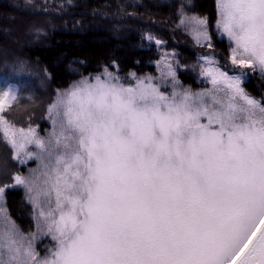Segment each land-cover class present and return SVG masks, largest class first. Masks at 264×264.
<instances>
[{"label":"snow or ice","instance_id":"snow-or-ice-1","mask_svg":"<svg viewBox=\"0 0 264 264\" xmlns=\"http://www.w3.org/2000/svg\"><path fill=\"white\" fill-rule=\"evenodd\" d=\"M217 12L232 63L264 73V0H217ZM188 22L211 47L207 19ZM212 79L224 87L169 96L105 72L58 92L48 142L31 128L10 140L15 158L35 144L48 162L0 187L27 189L56 246L38 258L0 209V264H264V103L240 76ZM15 100L8 89L0 111Z\"/></svg>","mask_w":264,"mask_h":264},{"label":"trees","instance_id":"trees-1","mask_svg":"<svg viewBox=\"0 0 264 264\" xmlns=\"http://www.w3.org/2000/svg\"><path fill=\"white\" fill-rule=\"evenodd\" d=\"M187 15L206 17L211 47L196 44L183 30L180 21ZM217 19V0H0V75L23 82L22 91L34 95L21 97L4 115L24 127L38 125L44 133L57 89L106 66L115 65L121 75L155 74L161 48L174 53L184 85L202 86L198 57L211 54L228 72L245 73V90L264 103V77L232 63L231 44L218 36ZM18 70L21 76H15ZM25 170L0 128V187L12 185V177ZM5 198L18 228L33 232L34 209L23 188H6ZM53 244L45 237L37 247L43 253Z\"/></svg>","mask_w":264,"mask_h":264},{"label":"rangeland","instance_id":"rangeland-1","mask_svg":"<svg viewBox=\"0 0 264 264\" xmlns=\"http://www.w3.org/2000/svg\"><path fill=\"white\" fill-rule=\"evenodd\" d=\"M193 16L200 17V18H206V17H201L198 15H187L181 19V21H180L181 27L183 28V30L186 31V33H188L192 37L193 41L196 44L209 43L208 41H205L202 38L199 40L197 39V34H196V30H195L194 25L190 24L188 22V18L193 17ZM218 19H219V16H218ZM206 29H207V33L209 35L208 25H206ZM216 31H217L219 37L226 38L228 40V42L231 44V46L229 48L230 58H231L232 57L231 48L235 46L234 43L229 40L228 36L225 33H223L221 29H219L217 27V22H216ZM155 42L158 46H161V44H162V42L159 40H156ZM160 52H161V57L155 62V64H156L155 74H151V73L136 74V73L132 72V73H129L128 75H121L118 72V68L115 65H113L114 67H109V66L104 67L103 70L99 73H95L93 75L83 76V77L75 80L71 85H73L74 83L79 82L85 78H87L90 82L94 81L96 76H100L101 79H104V73L108 72V73L113 74V76H115V77H119V82L126 87L134 86L136 84L137 78L142 79L145 77H150L151 83L158 86L160 91L164 92L166 95L170 96L174 90L177 92H183L186 89L190 90V92L192 94H196V93H202V92H205L207 90L214 89V88L224 87L223 84H214L213 83V79H212L213 72L215 70H218L219 73H226L227 76H229V77L240 76L241 77V87L249 95V93L245 90L244 85H243V83L247 77L246 74L242 73V72H234V73L228 72L226 69L222 68L218 59L211 54L210 55H200L198 57V64H199L200 71H201L199 81L201 82L202 86L195 89L191 86L184 85L183 82L179 79V77L177 75V71L175 69L174 53L172 51H168L164 48H161ZM205 57H207L208 59L206 60ZM231 61H232V58H231ZM256 71L258 72L259 75L264 77V73H262L259 69H256ZM171 72L175 73L174 78L170 74ZM14 74H15V76L16 75L21 76L23 74V71L18 70ZM174 80L176 82L175 84H174ZM146 83H147V81H146ZM70 86L67 88L57 89L54 101L57 98L58 92H63L64 90L69 89ZM22 88H23V82H20V81L15 80V79H11V77H8V76H1L0 75V97H2L8 89H11L12 92L16 96V100L12 104L18 103L21 100V97H26V98L32 99L34 96L33 93L32 92L31 93H24L22 91ZM253 98L256 99L257 101L261 102V100L259 98H255V97H253ZM204 99L206 102L211 103V100L209 97H204ZM51 104H49L48 108H47L46 120L48 122V126L45 127L44 133H42L40 131V128L38 125L30 124L27 127H24V126L16 124L12 120L8 119L4 115V111L9 106H5L4 109L2 111H0V116H2L3 120L7 121V124L10 126L8 128V135L6 136L5 130H4L5 125L3 123H0V128H1V131L3 133V137L5 138V140L10 143V140L13 138L12 134L14 133L15 139L18 142L22 141V134H21L20 130L23 129L24 132L27 133L28 130L31 128V129L35 130L36 137L42 139L43 141H45V143H47L48 140L50 139L51 133L53 131V119H52V117H50V114L48 111L49 106ZM200 123L207 124L208 123L207 117L201 116L200 117ZM213 127H216V126L213 125ZM10 145L12 146L11 143H10ZM27 153H32L33 155L29 156V155H27ZM14 156L15 157L17 156V153L15 150H14ZM16 159L19 161L20 164L24 165L26 168V170L24 172L19 173V175L24 176V177H31L33 174V170L41 169L43 164L48 162L47 154H41V149L38 146H36L35 144H26L25 149L23 150V152L19 153L18 158H16ZM53 159H54V157H53ZM21 161H23V162H21ZM20 187L23 188V190L25 191L26 197L28 199L29 193H28L27 189L24 186H20ZM28 201L33 206V203L29 199H28ZM54 206L55 205H53V207ZM0 209L6 210L7 216L13 221V219L9 215V212H8V209L6 206L5 191H4L3 195L0 196ZM33 209H34L33 216H34V219L36 222V225H35L36 227H35V230L33 232H31L29 234L23 233L18 228L16 223L15 222L14 223H15L16 229L19 231L20 234H22L26 238L32 239V247H33L35 253L38 254V258L43 259L44 257H46L50 254L51 250H54V248L56 246V241L53 239L52 234L48 232L47 224H46L44 218L39 215V211H40L39 207L33 206ZM45 211H46V209H45ZM45 237H49L50 239H52L54 241V244L45 246L46 249L42 253L38 249L37 244H38V242H40Z\"/></svg>","mask_w":264,"mask_h":264}]
</instances>
